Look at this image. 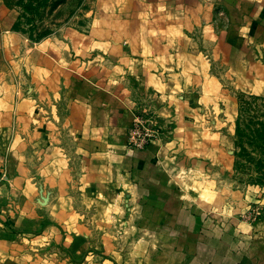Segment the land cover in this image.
I'll list each match as a JSON object with an SVG mask.
<instances>
[{"label":"crops","instance_id":"obj_1","mask_svg":"<svg viewBox=\"0 0 264 264\" xmlns=\"http://www.w3.org/2000/svg\"><path fill=\"white\" fill-rule=\"evenodd\" d=\"M95 5L90 30L76 31L74 40L64 41L52 35L32 41L11 27L12 22L6 17L10 9L0 0V211L3 213L0 214V261L2 256L18 250L22 239L15 234L18 228L15 226H20L24 219L4 214L11 209L9 198L17 197L22 204V193H27L30 226H35L37 221L31 188L22 187L18 179L13 184L12 177L1 180L2 165L7 164L8 173L11 167L20 171L17 161L24 157L13 153V158L7 159L5 144L27 143L32 152L28 160L32 164L37 163L34 147L44 150L55 146L46 148L41 159L46 166L42 169L52 175L54 169L57 173V168H63L62 164L66 163L58 145L67 142L69 133L76 151L87 155L79 168L87 171V186L94 196L111 191L114 186L131 188L136 184L133 181L137 182L151 208L161 215V223L170 226L174 240L178 239L197 262L240 263L250 238L248 226L239 220L235 225L219 222L206 210L191 205L179 183L166 182L168 172L163 164L179 161V154L171 151L174 146L183 148L190 157L199 152L198 156L206 163L212 160L213 146L221 142H213V136L208 138L206 132L196 137L195 129L207 128L206 122L184 120L175 128L176 138L163 148H157V142L149 151L135 152L128 147L125 136L130 114L118 98L123 91L130 95L138 91L150 93L164 117L173 115L174 109L179 111L181 105H185L187 116L194 115L190 101L183 102L179 96H186L184 89L190 88V83L200 85L204 91L206 82L216 80L210 70L213 63L192 37L197 25L202 23H206L205 33L212 34L209 30L213 24L219 28L216 39L205 40L204 46L214 49L215 60L216 52H220L224 63L241 75L245 54L251 53L253 64L258 66L256 70L253 67V77L258 73L255 78L260 79L257 59L264 52V2L96 0ZM65 33L72 31L68 29ZM10 64L14 66L12 74L9 68L5 71V65ZM86 65L95 68L85 73ZM121 82L122 85L118 84ZM22 84L28 85V95L22 94ZM191 94L193 91L187 92V96ZM165 104L171 107L162 108ZM20 127V132L10 135L7 142L5 128ZM174 168L169 170L174 173ZM53 176L48 179L50 184ZM67 177L61 178L64 191ZM60 221L67 222L64 216H60ZM45 230L48 234L53 226L48 224Z\"/></svg>","mask_w":264,"mask_h":264},{"label":"rangeland","instance_id":"obj_2","mask_svg":"<svg viewBox=\"0 0 264 264\" xmlns=\"http://www.w3.org/2000/svg\"><path fill=\"white\" fill-rule=\"evenodd\" d=\"M3 1L10 9L6 17L11 20V27L32 41L52 35L64 41L74 40L76 31L90 30L94 17L92 10L96 7V0ZM30 2L32 4L27 8L26 4ZM205 24L202 23L203 27L197 25L192 37L200 43L203 55L213 63L210 70L216 80L206 82L204 91L200 85L190 83L191 87L184 89L186 96H179L183 102L190 101L194 115L187 116L185 105H181L179 111L174 109L173 115L164 117L156 108V98L152 94L138 91L130 95L120 91L122 95L118 99L130 114L126 141L135 152L149 151L157 142L160 145L157 148H163L176 138L175 128L180 121L206 122L207 128H197L195 132L196 137L206 132L208 138L213 136V142H221L213 146L212 160L205 163L198 156L199 152L190 157L183 148L174 146L171 151L178 153L180 159L163 162L168 172L166 182L179 183L191 205L206 210L219 222L235 225L239 220L248 226L246 232L250 238L246 252L241 248L244 253L238 264H264V52L257 59L260 79L255 78L258 73L253 77V67L256 70L258 66L253 64L251 53L245 54V63L241 65L243 74H235L231 66L224 63L220 52H216L215 60L214 49L204 47L205 40L213 42L219 33L214 24L209 30L212 34L205 33ZM68 29L72 34L65 33ZM86 58L90 56L86 55ZM88 65L84 68L85 73H91L92 67L95 68ZM8 68L9 73H14L12 64L5 65V71ZM23 73L27 75L28 72L23 70ZM84 79L88 81L89 78L85 75ZM21 90L22 94L28 95L27 84H22ZM189 91H193L191 96H187ZM170 107L165 104L162 108ZM12 130L5 128L7 142L10 135L20 132L21 127ZM67 137L66 143L58 145L67 164L57 168V173L55 169L52 171L53 184L48 180L52 175L42 169L45 161L41 162V159L46 155V148L55 146L44 150L34 147L37 163L32 164L28 160L32 152L27 143L22 146L5 144L7 159L8 156L13 158V153L24 157L17 161L21 165L20 171L11 167L8 173L7 164L6 167L2 165L1 180L12 177L13 184L18 179L22 187L31 188L37 221L35 226H30L27 193H22V204L17 197L9 198L11 209L4 214H9V218L24 219L20 226H15L18 227L15 234L22 239L18 243L19 249L12 255L2 256L0 264H207L203 260L197 262L178 239L174 240L170 226L161 223V215L151 208L137 182L133 181L136 184L131 188L114 186L111 191L94 196L87 186V171L79 168L80 161L87 155L76 151L71 134L67 133ZM168 165L175 167L174 173ZM60 172L62 177L68 176L66 191L61 187ZM0 214L3 213L0 211ZM60 216L67 222L62 223ZM48 224L53 230L46 234Z\"/></svg>","mask_w":264,"mask_h":264},{"label":"trees","instance_id":"obj_3","mask_svg":"<svg viewBox=\"0 0 264 264\" xmlns=\"http://www.w3.org/2000/svg\"><path fill=\"white\" fill-rule=\"evenodd\" d=\"M31 4H32V2H30L28 5L26 4V7L28 8V6L31 5Z\"/></svg>","mask_w":264,"mask_h":264}]
</instances>
